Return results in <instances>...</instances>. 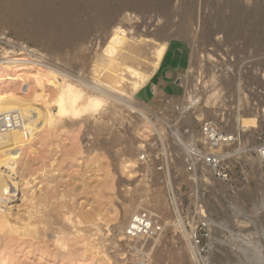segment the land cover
<instances>
[{"label":"rangeland","instance_id":"rangeland-1","mask_svg":"<svg viewBox=\"0 0 264 264\" xmlns=\"http://www.w3.org/2000/svg\"><path fill=\"white\" fill-rule=\"evenodd\" d=\"M146 1L71 0L66 11L75 12L78 19L91 23L88 34H79L82 44L90 41L85 45H91V58L109 40L105 35L112 26L96 20L105 17L113 19L114 25L119 23L125 35L135 39L138 35L141 39L137 38L138 42L146 38L164 44V55L168 46L179 49L188 63L182 84L191 88L197 104L194 106L193 98L189 99L188 104L194 108L187 125L194 128L203 116H216L221 96L226 108L235 102L247 110L239 119L251 115L256 127L241 135L234 178L225 185L202 170L195 176L187 174L181 151L171 144L167 126L152 120L151 108L135 100L134 94L139 89L120 101L99 96L101 102L96 108L73 118L72 122L78 125H70V118L63 116L60 120L56 117L58 122L55 118L47 124L44 130L47 127L54 130L44 131L47 134H40L33 142L35 146L32 143L20 155L13 175L18 183L16 197L0 205V210L9 214L10 225L20 233L30 217L42 220L43 224L33 225L47 233L43 229L46 216L54 212L48 220L50 227H56L55 223L64 224L58 214L67 212L80 236L77 245L66 236V247L62 250L66 258L59 260L54 255L58 254V248L50 239L46 248L37 250L24 242L35 239L20 238L15 233L7 235L5 228L0 231V264H102L101 258L108 259L109 264H264V166L252 149L264 136V0ZM57 4L49 6V14L67 13V5L61 8ZM26 14L31 26L35 25V14ZM48 23L49 29L57 26L56 21ZM24 28L23 23L10 24L8 17L0 20V60L23 59L17 62L22 65L14 68L15 74L13 70L9 72V77L24 74L28 83L39 70L49 71L50 80L53 73L58 78L69 72L66 82L83 89L70 73L72 67H81L83 54L79 55L80 61L75 57L74 64L67 48L47 46L42 29L33 26L25 32ZM87 64L80 69L86 78L90 70ZM135 69L138 73L149 70ZM23 77L18 79L19 88L15 86L17 79L5 82L4 78L0 93L17 88L18 95L21 94ZM43 79L45 91L53 90L50 81L44 84L48 78ZM31 81L29 84L33 83L39 92ZM50 89L44 91L48 96ZM84 95L97 97V94ZM55 106L53 103L49 106L52 115L58 112ZM142 151L148 156L145 161L140 160ZM28 195L30 202L25 203ZM199 208L210 220L208 237L199 240L205 250L200 255L190 239V232L197 230L201 218ZM137 210H148L155 218L160 227L156 236L132 239L124 235L130 216ZM198 235L205 233L200 231ZM7 238L11 241L4 253Z\"/></svg>","mask_w":264,"mask_h":264},{"label":"bare ground","instance_id":"bare-ground-1","mask_svg":"<svg viewBox=\"0 0 264 264\" xmlns=\"http://www.w3.org/2000/svg\"><path fill=\"white\" fill-rule=\"evenodd\" d=\"M70 1L71 0H0V20L3 17H8L9 23L12 25L13 24L16 25L17 23H19V24L23 23V25L25 27L23 29V31L28 30V29L31 30V29H33V26H34V28L37 27L38 29L39 28L42 29L43 34H45V36L47 37V39H44V40L48 41L47 46L52 47V48L57 46V47H60L61 49H63L64 47L67 48L68 52L71 54V59H73V62H74L75 57H76L75 60L78 59V61H80L79 55L83 54V55H81L82 57L80 56L82 58V61H80L81 63L79 62L81 64L79 66H81V67H79L78 69H76L78 66L72 67L71 68L72 71L70 70L71 71L70 73H71L72 77H75V79H73L75 82L81 83L84 86L83 89H79V86L72 85V84L66 82L65 78H67V76H68L67 74L69 72H66L65 74L61 72L62 73L61 76H63V77H58V78L55 77L56 74L54 75V73H53V75H52V73H51L52 80H50L49 79V76H50L49 71L43 72L41 70H39V71L37 70L38 72L35 71L36 74L34 75L33 80L32 79H31L32 81L29 80V81H31V83L34 81L35 85H37V87L39 88L38 89L39 92H37V90L34 89V85H32L33 83L31 84L32 85L31 86L29 84V81H28V83L26 82L27 77L26 76L23 77L24 74H22L21 76L20 75H14L16 72V71H14V68H18L22 65V64L19 65V63H17V62L18 61L22 62L23 59H19L16 57H5L3 60H0V82L3 81L4 78H5V82H6V80H13V81L15 80L16 81V79H17L18 83H16L15 86L19 88L20 85L17 86V84H20L21 82L18 81V79L20 80V78L23 77L22 83H25V84H23L24 87L21 91V94H19V95H18V93H20V92H18L16 90L17 88L11 89L9 87L4 88V90H7L9 88L7 91H5L6 92L5 94L0 93V115H3V114L8 113L10 111L16 110V111L20 112L21 117H22V123L18 128H14L9 132L0 135V205H6L7 203H10L12 200H14V198L16 197L18 183L16 182L13 175L16 174L15 172H16V168H17V165L19 162L20 155L23 153V151L25 149L26 150L30 149L29 146L34 141L37 140V137L40 134H42V133L47 134V132L44 133V131L49 130V132H51L54 130L53 127H52L53 130L48 129V127L46 130H44V128H46L47 124L48 125L51 124L49 122L52 119H53V121H55L54 119L56 117L58 118V120H60V118L62 116H63L62 117L63 119H64V117L65 118L69 117L70 118L69 119L70 125H76L77 122L76 123L72 122L74 119H77V117L80 116L81 114L88 113V112L92 111L94 108H96L100 104L101 99L99 96H104L105 98H107L109 100H113V101L114 100H116V101L123 100L125 96L131 94L132 92H136L138 89H140L142 86H144L148 82L150 77L153 75V73L156 69V66L161 62L162 58L164 57V52H165L164 44L154 43V42H151V40L146 39V38L144 40H142L143 42H140V41L138 42L136 40L138 38V35L137 36L135 35L137 37L136 39H135V37H132V36L129 37V36L125 35L126 32L119 25V23L117 25V23L115 21L116 24L114 25L113 19L110 20L109 18L107 19L106 17L104 19H98L97 18L96 20H99L101 22H105L106 24H108L107 27L112 26V28L110 30H109V28L107 29L108 30L107 36L105 35V37L108 38L109 40L106 41L107 43L104 44L105 46L103 45V41H102V45L104 47H102L100 44V46L103 48L100 53H96L95 55H93V56H95L93 58L89 57V53L92 51L91 45L88 44L89 46H87L85 44L90 43L89 40H90L91 36L89 38L82 37V38H85L84 40L87 39V41H89L87 43L82 44V42L79 41V34L83 33L82 34L83 36H84V34L86 35V33L89 30L91 23L88 21L78 19L77 18L78 15L75 12H72V11L67 12L66 11V10L70 9V7L68 5L70 3ZM147 1H149V0H147ZM151 1H153V0H151ZM57 3L59 5H61L60 6L61 8H65V6L67 5V7L65 9V11L67 13L63 14V12H62V14H60V15H58V13H55V14L50 13L49 14V12H48L49 6L52 5V7H53V5H55ZM138 5H139V3H138ZM61 11H62V9H61ZM26 13H32V15L35 14V15H33L35 25L31 26V24L28 22V19H27L28 17H27ZM96 17H98V16H96ZM117 18H119V17H117ZM124 19H125V17H124ZM49 21H56L57 24H55V25H57V26L55 29L53 27L54 30L52 28L51 29L47 28L49 25V23H48ZM99 21L97 23H99ZM117 21H118V19H117ZM121 21L123 22V20H121ZM121 21H120V23H121ZM36 22H37V24H36ZM51 23H50V27H51ZM126 23H128V21ZM129 25H131V24H129ZM122 26H123V24H122ZM126 26H128V25H126ZM104 27H105V25H104ZM99 30L105 31L102 28ZM129 30H130V28H129ZM105 32H103V35L106 34ZM37 33H36V35H37ZM93 33H94V31H93ZM92 34H90V35H92ZM100 34H99V36H101ZM131 34H132V32H131ZM129 35H130V33H129ZM93 36H94V34L92 35V38H93ZM95 36H97V35H95ZM138 39H140V37ZM80 40H82V39H80ZM94 40H92V41H94ZM97 40H99V39H97ZM34 41H35V39H34ZM35 42H37V41H35ZM96 43H98V41ZM152 43H154V45ZM151 44L153 46H151ZM101 47H99V48H101ZM97 48H98V46H97ZM97 48L95 47V51ZM96 52H99V49ZM85 62L86 63L88 62L86 67L89 66V68H90V70L87 74L88 75L87 78H86V75L84 74V72L80 70L81 68H83V66H85V64H86ZM76 63H77V61H76ZM76 63L74 62V64H76ZM33 64H35V63H33ZM82 64H83V66H82ZM135 65H137V67H135V68L139 67V69H141L142 67H145L146 69H149V70H147L146 72L142 71V73H140V72L138 73L137 70L133 67ZM40 69H42V68H40ZM11 70L14 71L13 75L15 76V79H13L14 76H12V79H11V77H9L10 76L9 72ZM65 71L66 70H64V72ZM139 71H141V70H139ZM59 74H60V72H59ZM43 77H45V80L48 78L46 80V81H48V83L45 82L44 84H49L51 82L50 84L53 86L52 89L54 90V92L50 88L49 89L52 93H54V94H52L53 97L51 96V92L49 95L51 97H49L48 94L45 93V92L49 91V89L45 86V88L48 89L47 91H45L44 86L42 84L43 83V81H42ZM178 79H179L178 82L183 83L182 78H178ZM1 86H0V88H1ZM45 94H47V95H45ZM84 94H86V95L87 94H89V95L97 94V97H93V98L92 97L91 98L86 97L85 98ZM47 97H48L49 101H50V98L52 100L49 102L48 99L47 100L45 99ZM52 103L55 104L58 108L57 109L58 112H56L55 115L53 114L54 116L51 114L52 112L49 111V106H51ZM190 104H191V101H190ZM57 118H56V122H58ZM67 120H68V118H67ZM62 121H64V120H62ZM52 125H53V123H52ZM61 125H63V124H61ZM64 125H65V123H64ZM254 126H255V118L251 115L246 116V118L244 117L242 119H239L238 127L240 130L245 131V130L251 129V128L254 129ZM63 128H65V127H62V129ZM48 136H49V134H48ZM48 136L46 135V138ZM42 137H45V136H42ZM46 138H44V139L46 140ZM39 139L40 138H38V140ZM41 140H39V142L43 141V140L42 141ZM33 144L35 146V143H33ZM34 146H31V147H34ZM21 181H20L19 185L21 184ZM24 188H26V187H24ZM23 191H26V190L24 189ZM23 195H25V194H23ZM25 197H27V196H25ZM27 202H30L29 195L27 198H25V203H27ZM262 202H263V208H264V199ZM53 213L54 212H50L46 216L47 222L43 228L44 231L46 230L49 232L43 233V231L35 228L33 225L34 223H42L43 224V221L30 217L29 220L27 219L28 222L24 225V229H23L22 233H20L17 231L16 228H13V225H10V221L8 220L9 214H6L2 210H0V231L7 228L8 229L7 235H10L11 233H15L20 238H24V236H30L32 239H35V240L34 241H24V242L27 244H30V246H32L33 248H35L37 250H42V248H46L45 245L47 244L48 239H50V241L53 242V244L56 246V248H58V252H57L58 254H54V255H57L58 256L57 258L59 260H62L63 258H66V253L65 254L62 253V250H64L66 247V244L64 241L65 237L67 236V238L69 240H71L73 243H76V240H78V238L80 236H77L78 232L75 231V225L71 221L70 217L67 215V212H64L63 214H58V217L62 218L64 224L55 223L56 227H50V225H49L50 221L48 219L50 217L51 218L53 217ZM44 224H45V222H44ZM126 229L127 228H124V235L125 236L127 234ZM88 238L89 237H87V240H89ZM127 238H129V237H127ZM1 240L2 239L0 238V242H1ZM10 241L11 240L9 238L4 239V250H3L4 253H6V251L9 250L8 248H9ZM77 243H76V245H77ZM79 244L82 245L81 243H79ZM84 246H85V243H84ZM92 247H94V246L92 245ZM71 255H73V254H71ZM7 256L10 258L9 254ZM67 257H68V253H67ZM100 261L102 264H109L108 259H106V258H101Z\"/></svg>","mask_w":264,"mask_h":264},{"label":"built area","instance_id":"built-area-1","mask_svg":"<svg viewBox=\"0 0 264 264\" xmlns=\"http://www.w3.org/2000/svg\"><path fill=\"white\" fill-rule=\"evenodd\" d=\"M182 89L179 96L167 97L162 106L151 109L154 121H160L170 131V141L173 146L177 145L181 151L183 165L187 174L195 176L198 170L205 172L211 179L229 184L234 178V167L240 155V138L244 130L238 127L239 116L246 114L238 103L232 102L225 107L223 96L216 106V116H203L193 128L188 124V115L196 104L195 97L191 96V88L178 82ZM193 98L194 106H190L189 99ZM226 100V98H225ZM221 104V105H220ZM214 110V109H213ZM22 123L20 112L14 110L0 115V135L18 128ZM258 154L260 162L264 166V136L260 143L252 148ZM148 158L146 151L141 152L140 160ZM233 192V187H231ZM201 218L196 225L197 230L190 232V239L200 255L204 248L200 246L202 237L209 235L210 220L199 208ZM126 236L129 238L154 237L160 227L155 218L148 210H137L130 218L126 227ZM204 232V236L198 233ZM201 247V248H200Z\"/></svg>","mask_w":264,"mask_h":264},{"label":"crops","instance_id":"crops-1","mask_svg":"<svg viewBox=\"0 0 264 264\" xmlns=\"http://www.w3.org/2000/svg\"><path fill=\"white\" fill-rule=\"evenodd\" d=\"M187 71L188 63L181 51L168 46L156 71L148 82L134 94L135 100L151 109L161 107L167 97L179 96L182 93L178 78L184 79Z\"/></svg>","mask_w":264,"mask_h":264}]
</instances>
